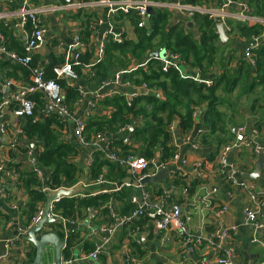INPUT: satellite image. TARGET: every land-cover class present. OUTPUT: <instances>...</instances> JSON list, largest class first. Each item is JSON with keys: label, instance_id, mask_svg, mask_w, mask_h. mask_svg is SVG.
Segmentation results:
<instances>
[{"label": "crops", "instance_id": "0c3cea01", "mask_svg": "<svg viewBox=\"0 0 264 264\" xmlns=\"http://www.w3.org/2000/svg\"><path fill=\"white\" fill-rule=\"evenodd\" d=\"M29 1L31 7L38 8L48 7L50 5L59 6L63 5L64 3H68V1L71 0ZM161 1L170 3L176 2V0ZM20 2L21 0H16L12 7H8L5 4V0H0V7L2 13L7 15V17L4 19V22L7 24L6 26L10 27L9 29L13 31V37L20 40L22 46L24 41L23 31L20 28H13V22L9 17L10 13H8L10 10L16 9ZM222 4L223 0H210L208 2V6L214 9H218L222 6ZM235 9L236 8H233L232 11H235ZM79 14L95 16V20L90 25V35L87 40L82 39L84 28L81 26V24L83 19L81 16H79ZM178 21L177 15L173 14L169 23V27L176 25ZM43 24L47 28V34L44 41L46 42V51L45 53H40L37 51L33 54V57H36L37 65L42 67L45 71V68L51 65V61L46 58V56L51 55L54 60L53 73L58 66L64 63L67 46L71 45L76 38H79L83 44L82 48H80L82 56L85 53H92V56L89 59L90 62L96 57L99 42L102 40V36L109 30L111 25L115 28L114 31L116 33L122 32L125 34V36H132L131 28H129L128 24L125 23L122 27L117 26L118 23H113L112 20L107 17V11L104 8H94L81 12H59L55 14H47L43 18ZM234 24L238 23L233 22V28ZM192 27L191 29H194ZM235 30L236 28L233 30V32H235L234 34H236L237 31ZM234 34H227L228 43L225 46L221 45L218 38L220 45L226 48L219 52L217 59L224 60V63L227 64V67H229L230 71L238 70V63H241L240 60H243V51L246 46L245 43L248 41L245 40L244 37H238ZM107 38L103 40L104 43L106 42ZM196 39H198V37H196ZM247 44L250 45V43ZM261 47H263V45H260L254 50L255 55L257 50H259ZM155 52L158 51H153L149 54ZM149 54L145 55L141 61H135L131 55H128V69H132L135 66L138 67V65L142 64L149 58ZM0 59L6 60L1 56ZM150 59L157 60L154 58ZM228 59L230 60L227 61ZM256 59L257 58L255 57V61ZM244 62L247 66V69L243 68L240 77L241 81L238 83L239 86L243 80V76H247L248 83L244 82L245 87L242 90L243 93L240 94V89L237 86L234 92L230 95L222 94L221 91H219L217 94L221 101L224 102V104L221 105L218 110L223 113L225 120L228 122L230 121L227 126V129L232 131L229 141L234 139L236 130L240 126L253 128L255 121L259 120L260 118L263 121L259 122L264 124V98L257 97L252 93L249 94L247 98H245L247 94V85L259 81V79L255 76L256 63L255 66H252L249 62L245 60ZM159 63L161 66L162 62L159 61ZM81 66L83 68L81 70L82 73L84 75L91 76L90 69L84 67L85 65L83 64L77 67ZM147 66L148 63L146 65L140 66L139 69L147 71ZM178 67H180L183 74L191 77L198 76L203 81H214L222 72V69L217 66L215 68H211L209 72L203 76L199 73L197 68L191 69L181 59L178 63ZM121 70L123 69H111V79L113 78L115 72ZM60 80H65L73 88L78 89V87H80L82 90H84V92H86V94L83 96L79 95L78 99L71 105L72 109L69 110L68 106L64 103L65 91L62 88L63 107L67 109L68 116L60 115V123H62V126L54 127V130L57 132L60 141L62 143L70 144L74 149V153L72 154L70 161L73 164H76L78 171H80L78 177L79 181L75 185L80 184L81 187V194L75 196L74 198L95 196L100 193H111L126 178H129L131 180L130 182L132 183L134 181V177L126 168V177L120 183H109L103 179H101V181H103L102 183H95L90 180V163L91 158L96 150L91 147L81 145L78 139L74 136L73 132L75 119H83L86 118L87 115H89L90 118L94 117V115L104 114V107H102L100 103L105 98H110L120 91H116L115 87L111 89H109V87H100L98 90L91 91L80 77H77L75 81H70L64 77ZM7 81L11 83V86L3 87ZM24 85H27V79L21 76L19 72L13 73L11 70L1 69L0 104L8 103L9 97L14 95L16 90ZM256 86L259 87L260 85L258 84ZM109 92L112 94L108 95ZM150 93H154L159 99L162 98L163 95L162 92L157 90L154 92H148L145 95ZM243 94H245V97ZM33 98L34 97H32V101L34 103V120L43 121L51 112L59 114V112L51 110L53 107L42 94H40L36 101ZM255 98H258V104L256 105L255 109H252L251 106L253 99ZM205 110L206 105L196 108L194 114V127L192 130L186 133H183L179 130L177 117L173 118L170 126L168 127L171 137L170 145L176 149V153L180 159L168 164L166 168L174 171L176 177L184 180L183 182H185L187 185L190 182L193 183L194 181L199 183L195 190L194 197L191 198L188 194L184 195L183 185L175 186L172 182L173 179L169 175L165 177V180L162 183L145 185L146 187L150 186L149 188L145 187V190H149L151 194L158 193L160 190H162L161 194L165 195L167 205L180 204L184 208H190L193 204L194 207H197L196 211H192V218L189 222L187 233L181 234L176 228L173 227H170L166 232H158L154 229L152 223H150L149 220L137 219L136 222H131L126 227L117 232V239L112 245L103 249V253L100 255V258L96 263L85 261L81 264H132L129 260L130 256H133L137 259L136 264H172L178 263L180 261H182L183 264H200V259L204 257L210 259L211 263L213 264V253L205 246L198 245L196 239L200 235L207 236L214 231L216 227L214 224V211L220 206H226L227 208L226 212L222 216L223 227L228 229L234 227L236 229V235L233 236V239L229 242V244L235 250V260L237 264H260L263 261L264 238L262 239L261 244L253 243V230L251 227L245 226L243 224L242 210L247 203L246 195L229 182V176L227 174L228 172L220 171L217 167L215 159L212 161H207L206 167L202 171L195 168V162L197 159L204 158L203 155L216 153V149H214V147L210 146L203 148L199 143L201 135L207 133L209 130V126L204 124L202 121V115ZM130 119L131 123L129 125H132V129L134 126L143 125L145 122V119ZM20 121L22 122V120ZM18 122L19 120L12 115L10 110L5 111L2 117H0V137L2 142V146L0 147V167H3L6 170L7 164L10 163L12 165L15 164L19 166L18 169L20 172L34 171L37 169L41 174L40 176L37 175L41 182L39 190L43 192V189H48L46 184L50 170L37 166L36 158L34 161L36 163L33 162L31 165L28 162L25 154L21 152V150L25 149L24 146L27 143V145H29V149H32L33 153L36 154L35 156L37 157L39 151L42 149V144H34L32 148L33 142L31 143V141H28L18 133ZM2 130L5 131L4 134L1 133ZM129 132L130 131H119L113 135L106 134V137L110 138L109 142H111L110 140H117L123 144H128L131 143L129 139ZM186 135H190L194 139V141L198 144L199 150L193 149L191 145L184 142ZM256 140L264 141V127L261 128ZM98 147H104V143H100ZM137 147L140 148L141 145H137ZM182 160H186V163H183ZM256 161L257 158L254 157L252 152L248 149H242L240 152L233 153L229 157V163L238 170V174L235 178L237 180L243 179L254 182L257 188L260 189L264 195L263 170L262 178L258 181L252 180L250 177H246L254 174ZM7 172L8 174L6 171L0 172V256L3 257V264H27V254L29 253L30 247V245L25 242L27 238H23L20 241L22 243H19L17 246H6V242L8 240H13L15 238L19 239V226L24 224L23 222L26 219L23 211L27 210L26 203L28 200L26 193L18 182V174L14 170L13 172ZM211 189L216 190V196L214 200H212V204L208 205L203 201L202 198L205 195V191H209ZM136 194H138L137 189ZM41 205L44 207L45 202ZM107 207L117 216V212L120 209L119 205H115L113 202H110ZM58 218L59 220H64V222L67 221V219H64L61 216H58ZM74 223L75 224L73 226H66L68 230L73 229L76 235L74 240L76 245L70 249V253L71 257H81L88 253V243L96 245V243L99 241L101 235L99 229L100 227L110 223V217L104 218L99 216L97 211H93V214L88 212L86 215L75 219ZM44 229L45 231H52L49 225L45 226ZM61 230L64 234V227L61 226ZM162 238H166L165 243H162ZM64 243L66 244V240ZM136 250H138V252H142L141 257H137L135 255ZM43 261L52 262V252H50L48 255H44Z\"/></svg>", "mask_w": 264, "mask_h": 264}, {"label": "trees", "instance_id": "16d2710c", "mask_svg": "<svg viewBox=\"0 0 264 264\" xmlns=\"http://www.w3.org/2000/svg\"><path fill=\"white\" fill-rule=\"evenodd\" d=\"M98 1V0H95ZM204 0H183L184 4L202 5ZM255 14L264 16V0H247ZM83 21L81 26L84 28L82 35L83 40H87L90 35V25L95 20L93 15H82ZM173 13L168 9H155L150 14L151 32L145 28L137 27L138 17L135 13L128 15H119V18L112 19L117 26H124L125 23L131 28L132 36L123 34L125 40L121 44L112 41L108 37L104 43V53L102 61L91 67V76L84 75L81 67H74L73 71L76 77H80L86 86L91 90H98L103 84L110 81L112 77L111 69L128 70L129 59L131 55L135 61H141L145 55L160 49L166 50L173 55H178L180 59L191 69L197 68L201 75H205L211 68L219 66L222 69L221 74L211 81L210 86L203 83H197L190 78L180 79L178 73L169 69L163 73L159 61L150 59L147 71L137 69L129 74H123L121 81L129 82L133 86H140L145 83L149 88L162 92V98H157L154 93L141 95L134 98L130 105H127L125 95L121 92L116 93L110 98H105L100 104L105 110L102 115H94L90 117L84 126L83 135L87 140L97 133L116 134L122 128L131 123L130 118L145 119L143 125H136L129 132L131 143L123 144L117 140H110L109 147L118 150L119 158H127L139 154L148 161L158 160L160 164H168L176 155V149L170 145L171 137L168 131L174 117L178 118V128L181 132L186 133L194 127V114L196 108L206 105V110L202 115V121L209 126L207 133L201 135L200 144L203 148L214 147L218 150L222 145L230 140L232 131L227 129L228 122L218 108L224 104L217 95L219 91L222 94L230 95L237 88L241 81V73L243 68L247 69L244 60L238 63V70H229L224 60H218L219 52L226 48L222 47L218 41V35L215 32V22L207 15L195 14L192 18L194 29L185 25L182 18H178V23L169 27ZM120 22V23H119ZM232 24V23H231ZM4 23H0V37H2V45L6 51H15L20 55H24L21 41L13 37V31ZM236 33L245 40H249L251 36L259 33L260 27H247L246 25L234 24ZM198 37V39H196ZM92 53H85L80 61L83 65H87ZM255 57L257 58L255 76L258 82L247 85V91L253 90L256 85H263L264 88V45L257 50ZM51 61V65L45 68V78L55 80L65 91L64 103L69 110L72 104L78 99L79 93L77 88H73L65 80H58L53 73L54 60L51 55L46 56ZM228 59L227 61H229ZM36 57L32 58V65L35 66ZM8 69L13 73H20L27 83H29V72L11 62L10 60L0 59V70ZM40 96L36 94L33 99L35 101ZM31 97V99H32ZM164 97V98H163ZM258 98L253 99L252 109H255ZM13 110H16L18 104L12 102ZM263 108V107H260ZM107 110V111H106ZM61 116L57 113H49L43 121L34 120V117L23 118L21 122V133L30 141L35 139L37 144H42L36 161L37 166L43 169H49L50 173L47 179V188L55 190L61 187L70 188L79 180L80 171L77 165L73 164L70 159L74 153L73 147L68 143H62L59 139L54 127H61ZM261 118L255 121L253 129L260 133L264 124ZM134 143V144H133ZM137 145H141L140 148ZM25 153L26 150H21ZM216 153L203 155L207 161L215 159ZM19 166L8 163L6 170H14L18 174V182L27 195V210L23 213L26 216V225L30 222L31 217L37 210L38 206L45 202V195L39 190L41 186L40 179L35 171H19ZM126 177L125 167L116 162H110L105 159L101 150L97 149L92 156L90 163V180L97 182L103 179L109 183H120ZM179 177L173 179V184L183 185L188 191V195L194 197L195 190L199 183L194 181L186 186ZM146 186H144L145 188ZM147 186L146 188H149ZM145 188V189H146ZM149 192V190H146ZM162 190L152 195H161ZM136 195L134 186L121 187L117 191L111 193H100L95 196L86 197H64L54 205V214L67 220L78 219L86 215L89 209L97 211L99 216L108 218L112 211L107 207L110 202L119 205L120 209L117 216H126L131 213L136 205L132 204L130 199ZM136 222V220H134ZM52 230L63 238V232L60 224L49 225ZM75 233L71 234L66 240V248L63 252L64 259L71 257L70 249L76 245L74 242ZM93 244H87L88 253L94 250ZM35 249L30 245L27 254V264L31 263L34 257ZM137 257L142 256V252L136 250Z\"/></svg>", "mask_w": 264, "mask_h": 264}, {"label": "built area", "instance_id": "2783aa9c", "mask_svg": "<svg viewBox=\"0 0 264 264\" xmlns=\"http://www.w3.org/2000/svg\"><path fill=\"white\" fill-rule=\"evenodd\" d=\"M16 0H5V4L8 7H12ZM210 0H204L202 5H190L184 4L183 0H176L175 3L164 2L161 0H101V1H92V0H71L68 3L63 5H50L48 7H31L29 0H21L19 6L16 9L10 10L9 17L12 20V25L14 29L20 28L23 31L24 41L22 43L24 55H20L15 51H6L2 45V37H0V54L7 60L25 68L29 72V83L27 85L21 86L16 90V93L9 97L8 103L0 104V117L4 114L5 111L10 110L12 115L19 120L17 130L20 135L24 137L21 133V121L23 118H30L34 116V103L31 97L35 94H42L51 106L59 112L60 115L68 116L67 109L63 107V98H62V87L55 80H48L45 78V71L42 67L32 65L33 54L39 51L41 44L45 41V36L47 34V28L43 24V18L47 14H55L59 12H81L86 10H91L94 8H104L107 11V17L112 19L119 18V15H128L129 13H135L139 21L137 27L144 28V22L149 20L150 14L149 9L154 11L155 9H168L173 14H178L177 17H186V21H191L195 14L207 15L210 19L217 23H221L224 26L226 34H234V28L231 22L240 23L246 25L247 27H260V31L257 35L251 36L250 39L245 43L246 46L243 51V60L249 62L252 66H255V54L254 50L260 45H264V16H258L255 14L253 8L249 5L247 0H223V4L218 9L210 8L208 2ZM233 8H236L235 11H232ZM7 15L2 13L0 7V23H4V19ZM185 21V22H186ZM231 21V22H230ZM187 23V22H186ZM114 27L111 25L109 30L105 32L102 36V40L99 42L97 47L96 57L93 58L88 65L84 67L91 69L94 65L102 61L104 53V39L111 37L112 41L117 44H121L126 37L123 36L122 32H115ZM240 37L237 33L234 34ZM247 43H250L247 44ZM83 44L79 38L74 39L73 43L67 46L65 61L62 65L58 66L55 70V76L59 80L61 78H67L70 81L76 80V75L74 74L73 68L80 66L82 63L80 48ZM163 49L158 50L162 51ZM166 57L164 60H159L162 62L161 71L167 72L169 69L175 70L180 79L190 78L197 83H203L206 86L212 84L211 81H203L198 76H188L182 73L178 63L180 62V57L178 55H173L168 51L164 50ZM149 54V53H148ZM151 58L145 60L142 64L128 69L127 71L121 70L114 73L113 78L110 79L107 83L103 84L102 87H118L119 89L129 90V93L120 91L125 95L127 105H130L135 97L145 95L148 92H154L155 89L149 88L145 83L136 87L131 85L129 82L123 83L121 81V76L125 73H131L136 71L142 65H146ZM158 60V59H157ZM11 83L7 81L3 87H10ZM141 92V93H139ZM79 95H85L86 92L78 87ZM94 94V93H92ZM112 93L109 92L108 95ZM12 102H16L18 107L16 110H13L11 106ZM89 115L83 119L74 120V136L78 139L79 143L86 147H91L95 150L99 149L103 152L106 160L110 162H116L120 165H123L130 174L134 177V182L138 184L135 187L138 190V194L131 197L130 201L132 204L136 205V208L124 216H116V214L111 213L110 223L100 227V238L99 244L94 245L95 248L92 252L87 253L81 257H70L69 259H63L60 264H79L85 261H91L96 263L100 255L103 253V249L109 242L112 240L113 236L120 231L128 224L137 219H146L152 223L154 229L158 232H166L170 227L176 228L181 234H186L188 231V225L192 218V211H196L197 207L192 206L190 208H184L180 204L167 205L166 197L164 194L154 196L150 192L146 191L144 186L140 182L155 174L157 170L165 169L168 164L180 159L178 154L174 155L172 161L168 164H160L158 160L148 161L145 158L134 155L127 158H119L117 156L118 150L109 147V137H106L104 133H97L94 136L90 137L87 140L86 136L83 135V129ZM132 125H127L122 128L120 131H130ZM2 134L5 133L4 130L1 131ZM257 130L253 128H248L247 126H240L237 128L235 137L233 140L229 141L222 145L218 150H216L215 162L220 171H227L228 180L231 184L241 190L247 197V203L242 210V219L245 226L251 227L253 230L252 242L261 244L262 239L264 238V195L260 189L257 188L254 182L249 180H237L235 177L238 174V170L229 163V157L233 153H238L242 149H248L252 152L253 156L258 158L260 155L263 157V172H264V141H258ZM25 138V137H24ZM28 140V139H27ZM30 141V140H28ZM32 147L34 144H37V141L33 139ZM184 142L191 145L193 149L199 150L198 144L190 135H186ZM100 143H104V147H98ZM2 146L1 137H0V147ZM26 152L25 154L28 162L32 165L36 154L33 153L32 149H29V145L24 146ZM21 150V149H20ZM92 161V158H91ZM183 163H186V160H182ZM207 160L204 158L197 159L195 162V168L200 171L204 170L206 167ZM7 171L3 167H0V172ZM38 176L40 172L34 170ZM9 172H13L10 170ZM169 176L174 179L176 175L174 171L171 170ZM131 181V180H130ZM173 181V180H172ZM101 179L97 183H102ZM80 186V184L74 185ZM133 186L130 183L123 184L120 183L113 191L119 190L121 187ZM186 186H188L186 184ZM64 188V187H61ZM60 189V188H59ZM58 190V189H57ZM55 190V191H57ZM45 195L48 189L42 190ZM53 192V191H51ZM1 194V192H0ZM183 194L187 195L188 191L186 187H183ZM77 196V195H76ZM216 196V190L211 189L205 191L203 196V201L208 205L212 204ZM75 197V196H73ZM59 200L53 202L50 206L49 217L56 218L58 222L56 224H61L64 227L63 239L64 241L73 234L75 231L73 229L68 230L66 226H73L75 223L72 220H59L58 215L53 213L54 204ZM226 206H220L214 211V231L207 236H199L196 239L198 245L205 246L209 249L214 256L213 264H237L235 260V250L229 244L233 239V236L236 235L235 228H224L222 225V216L226 212ZM43 216V206L40 205L33 216L30 219V222L26 225L24 224L19 226V239L15 238L13 240H8L6 246H17L23 238H27L28 231L33 228ZM26 243L27 240H25ZM166 242V238H162V243ZM29 244V243H28ZM132 264L137 263V259L133 256L129 258ZM0 264H3V257L0 256ZM40 264H53L52 262L42 261ZM172 264H183L182 261ZM200 264H212L210 259L204 257L200 259ZM260 264H264V259Z\"/></svg>", "mask_w": 264, "mask_h": 264}, {"label": "water", "instance_id": "95a60500", "mask_svg": "<svg viewBox=\"0 0 264 264\" xmlns=\"http://www.w3.org/2000/svg\"><path fill=\"white\" fill-rule=\"evenodd\" d=\"M68 2H70V1H68ZM148 12H149V14L153 13V11L151 9H149ZM181 18L183 21H186V17L182 16ZM192 25L193 24L191 21H187L188 27L191 28ZM144 28L149 33L152 31L149 20H146L144 22ZM216 34L218 35V38H219L221 45L225 46L228 43V37H227V34L225 33L224 26L219 22L217 23V26H216ZM45 51H46V42H43L39 48V52L45 53ZM0 56L3 57L2 54H0ZM165 57H166V54H165L164 50L151 54V58L158 59V60H164ZM115 90L116 91L120 90V91L125 92V93L130 92L129 90L119 89L118 87H115ZM139 93H141V92H139ZM51 110L57 112V110L54 108ZM34 161H35V159H34ZM34 163H36V162H34ZM262 169H263V157L260 155L257 158V161L255 163L254 174H251V175L246 176V177H250V179L258 181L262 178ZM170 172H171V170L168 168L157 170L153 176L143 179L140 182V184L145 186V185H149V184L162 183V182H164L165 177L167 175H169ZM122 183L128 184V183H130V179L126 178ZM131 184L135 187L138 186V184L134 181ZM79 194H81V187L80 186H75L71 189L60 188L57 191H53V192L47 191L46 192V200H45V205L43 207L42 219L33 228H31L27 233V242L29 243V245H32V247L35 249L33 260L29 264H40L44 255H48V254H50V252H52V255H53V264H60V262L64 259L63 252H64V249L66 248V244L64 243L63 238H61L60 235L57 234L55 231H53V230L52 231H45L44 228L47 225H54L58 222V220L56 218L49 217L50 206L53 202H55L56 200H59L61 198H64V197H73V196H76ZM89 213L93 214V210L89 209ZM116 239H117V233L113 236L112 240L105 247H109L110 245H112ZM99 243L100 242L98 241L96 244H99ZM75 255H78V254H75ZM79 264H81V263H79Z\"/></svg>", "mask_w": 264, "mask_h": 264}, {"label": "rangeland", "instance_id": "374dc122", "mask_svg": "<svg viewBox=\"0 0 264 264\" xmlns=\"http://www.w3.org/2000/svg\"><path fill=\"white\" fill-rule=\"evenodd\" d=\"M234 60V59H233ZM247 76L246 75H244L243 76V80H242V82L240 83V85L238 86L239 87V89H240V94L241 93H243L242 92V90H243V88L245 87L244 86V82H247ZM248 83V82H247ZM260 88V89H259ZM247 91V90H246ZM253 94V95H255V96H257V97H262V98H264V88H263V85H260L259 87H255L253 90H250V91H247V94H246V97H245V94H243V96L245 97V98H247L248 96H249V94Z\"/></svg>", "mask_w": 264, "mask_h": 264}]
</instances>
